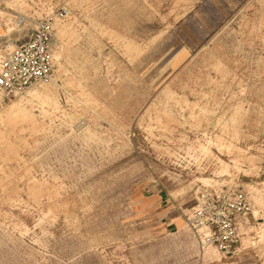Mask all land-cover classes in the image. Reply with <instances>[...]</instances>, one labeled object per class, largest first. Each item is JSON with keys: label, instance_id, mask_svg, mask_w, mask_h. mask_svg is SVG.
I'll return each mask as SVG.
<instances>
[{"label": "rangeland", "instance_id": "obj_1", "mask_svg": "<svg viewBox=\"0 0 264 264\" xmlns=\"http://www.w3.org/2000/svg\"><path fill=\"white\" fill-rule=\"evenodd\" d=\"M19 16L73 36L47 82L0 101L48 86L58 106L0 120V264H264V0H0V56ZM234 186L251 210L223 255L185 217Z\"/></svg>", "mask_w": 264, "mask_h": 264}, {"label": "built area", "instance_id": "obj_2", "mask_svg": "<svg viewBox=\"0 0 264 264\" xmlns=\"http://www.w3.org/2000/svg\"><path fill=\"white\" fill-rule=\"evenodd\" d=\"M64 15L65 12L61 16ZM25 20L33 22L34 29L12 50L2 46L0 101L3 104L37 84L47 82L53 73V24L46 18L34 21L19 16L9 24L11 31L14 34L22 32ZM194 202L191 215L185 217V221L204 231V240L208 245L214 246L223 255H231L238 243L239 222L251 210L246 194L237 186L221 188L218 192L202 188L194 196Z\"/></svg>", "mask_w": 264, "mask_h": 264}, {"label": "bare ground", "instance_id": "obj_3", "mask_svg": "<svg viewBox=\"0 0 264 264\" xmlns=\"http://www.w3.org/2000/svg\"><path fill=\"white\" fill-rule=\"evenodd\" d=\"M22 3V2H21ZM20 3V4H21ZM73 4V3H72ZM71 5V4H70ZM74 5V4H73ZM73 8V7H72ZM51 11V10H50ZM69 11V10H68ZM3 14V13H2ZM1 14V15H2ZM67 15V13H66ZM68 18V17H67ZM70 23V22H69ZM69 26V25H68ZM66 24H61L58 20H55V27L56 28V34L54 36V40H53V50H55L58 46L57 43H60L59 41H62V39L67 38L68 41L71 40V37L73 36L72 33L69 31V28ZM22 33H16L15 36L13 35V38L6 41L5 43H3V45H6V47L9 50H12L17 44V42H20L24 37H21ZM19 37V38H18ZM21 37V38H20ZM114 37V36H113ZM74 38V37H73ZM116 38V36L114 37ZM73 42V41H72ZM71 43V42H70ZM60 46V45H59ZM126 46V45H125ZM58 49V48H57ZM67 49V48H66ZM63 50V49H62ZM56 52V51H55ZM61 52V51H60ZM69 52V51H68ZM67 52V53H68ZM57 53V52H56ZM60 54V53H59ZM55 58L57 59V56L55 55ZM74 68V67H73ZM72 68V69H73ZM60 69V67H59ZM63 70V69H62ZM65 72V71H64ZM56 74V73H55ZM65 74V73H64ZM69 74V73H68ZM66 75V74H65ZM64 75V76H65ZM71 75V74H70ZM66 77V76H65ZM60 81V80H59ZM55 84V83H54ZM69 84V83H67ZM68 87H70V84L68 85ZM61 89V87H59ZM79 88V86H78ZM77 88V89H78ZM67 90V89H66ZM80 90V89H79ZM167 90V89H166ZM83 91V90H82ZM173 93V92H172ZM78 94V93H77ZM170 94V93H169ZM84 95V94H83ZM164 95V94H163ZM166 96V95H165ZM87 97V96H85ZM27 98H29V100H27ZM82 98V97H81ZM169 98V97H168ZM72 99V98H71ZM70 100V99H69ZM172 100V99H171ZM185 100V99H184ZM32 101L37 102V104L40 106L41 109H43L44 107H58L57 106V101L55 99V92L53 91L52 87H48V86H43V87H39V88H35V90H32L31 92L27 93L26 97H20L18 103L14 104V105H10V107L3 113V115H0V120L5 121L10 127L13 126V128H15V126L19 123H28L29 126L34 129L36 127V121L33 117V115L24 107V105L22 104L23 102H28L29 103ZM84 101V100H83ZM82 101V102H83ZM78 102V101H77ZM80 102V103H82ZM90 102H87V104ZM93 103V102H92ZM176 103V102H175ZM34 104V103H33ZM59 104V103H58ZM84 104V103H82ZM86 104V103H85ZM195 107V106H194ZM90 108V107H89ZM40 109V110H41ZM94 109V108H93ZM92 109V110H93ZM96 109V107H95ZM94 109V110H95ZM46 111V110H44ZM59 111V110H58ZM41 113V112H40ZM43 113V111H42ZM46 113V112H44ZM52 114V113H50ZM46 115V114H45ZM54 115V113H53ZM166 115V113H165ZM38 116V115H37ZM42 116V115H40ZM45 117V116H44ZM48 118V117H47ZM54 118V117H53ZM52 120V119H51ZM140 121V120H139ZM157 122V120H156ZM2 124V123H1ZM43 128V126H42ZM42 131V130H41ZM220 141V140H219ZM7 155H9L11 152H14V148L11 146H7ZM6 155V154H5ZM6 155V156H7ZM43 188V187H42ZM47 193V192H46ZM257 196V195H256ZM253 199V198H252ZM261 199V198H260ZM254 200V199H253ZM261 203V202H260ZM258 204V203H257ZM255 205V203H254ZM256 206V205H255ZM259 206V205H258ZM255 214V213H254ZM257 217V216H256ZM206 257H210V253L207 251V253H205Z\"/></svg>", "mask_w": 264, "mask_h": 264}, {"label": "crops", "instance_id": "obj_4", "mask_svg": "<svg viewBox=\"0 0 264 264\" xmlns=\"http://www.w3.org/2000/svg\"><path fill=\"white\" fill-rule=\"evenodd\" d=\"M150 193H157L158 191L156 188L151 187L149 190ZM152 198H154V201L159 202L158 213L160 214V217L163 221V225L165 228L168 229H174L176 227L175 221H174V214L179 211V207L175 205L169 198H163V196L154 195Z\"/></svg>", "mask_w": 264, "mask_h": 264}]
</instances>
